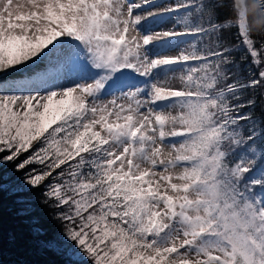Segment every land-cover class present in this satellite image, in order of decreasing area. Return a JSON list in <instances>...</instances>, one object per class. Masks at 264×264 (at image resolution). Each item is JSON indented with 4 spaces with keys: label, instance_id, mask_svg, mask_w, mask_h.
Returning <instances> with one entry per match:
<instances>
[{
    "label": "snow or ice",
    "instance_id": "snow-or-ice-1",
    "mask_svg": "<svg viewBox=\"0 0 264 264\" xmlns=\"http://www.w3.org/2000/svg\"><path fill=\"white\" fill-rule=\"evenodd\" d=\"M9 164L59 264H264V0H0Z\"/></svg>",
    "mask_w": 264,
    "mask_h": 264
},
{
    "label": "trees",
    "instance_id": "trees-1",
    "mask_svg": "<svg viewBox=\"0 0 264 264\" xmlns=\"http://www.w3.org/2000/svg\"><path fill=\"white\" fill-rule=\"evenodd\" d=\"M241 68L243 69V65ZM4 182L7 184L9 180L4 178ZM27 195L36 197L38 193L31 192ZM36 209V214L41 217L46 226L52 232H56L58 230L57 226L47 220V210L39 205H36ZM24 232L25 229L15 214L13 198L5 192L3 198L2 230H0V264H59L64 259V257L36 250L26 241Z\"/></svg>",
    "mask_w": 264,
    "mask_h": 264
},
{
    "label": "rangeland",
    "instance_id": "rangeland-1",
    "mask_svg": "<svg viewBox=\"0 0 264 264\" xmlns=\"http://www.w3.org/2000/svg\"><path fill=\"white\" fill-rule=\"evenodd\" d=\"M162 2H167V0H162ZM170 23H164L157 27V30H160L161 28L170 27ZM0 174L4 176V178L8 179L9 177H12V180L14 181L16 177L19 175V173H14L12 171V166L9 165H0Z\"/></svg>",
    "mask_w": 264,
    "mask_h": 264
}]
</instances>
